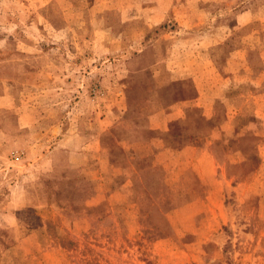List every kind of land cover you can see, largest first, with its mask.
Masks as SVG:
<instances>
[{
    "label": "rangeland",
    "instance_id": "374dc122",
    "mask_svg": "<svg viewBox=\"0 0 264 264\" xmlns=\"http://www.w3.org/2000/svg\"><path fill=\"white\" fill-rule=\"evenodd\" d=\"M204 55L264 90V0H0V264H264V112L165 120Z\"/></svg>",
    "mask_w": 264,
    "mask_h": 264
},
{
    "label": "crops",
    "instance_id": "0c3cea01",
    "mask_svg": "<svg viewBox=\"0 0 264 264\" xmlns=\"http://www.w3.org/2000/svg\"><path fill=\"white\" fill-rule=\"evenodd\" d=\"M199 60L202 62L192 68L194 71H177L181 70V67H178L176 71H173L176 73H181L179 77L180 79L177 80L180 82V84H182L181 82L188 80V82L191 84V89H183L184 85H182V95L180 91V97L170 105L174 112L168 113L165 117V120L183 121L185 123L189 119L191 124H194L195 118H188L189 111L191 113L192 110H201V103L203 102L205 104V102L208 100V110H210V114H207V108L206 113L203 111V114L206 116V118H211V121H213L212 117L214 116L215 112L218 111V107L220 108V111L224 112L223 122L214 125H212V123V126H210V135L214 137L220 139L222 137L243 135L249 128L261 125L262 121L260 120V114L261 112H264V90L258 89V87L252 85L256 89L254 94L252 92H249L248 94L242 93V91H238V88L242 86V81H240L241 74L239 72L225 73L223 75L228 76L232 74V77L227 79L228 81L225 80V82L218 81L216 76L222 72L211 71L212 63L209 61L211 59H207V57L204 55V57H200ZM199 66H202V70L205 71H200L201 69H199ZM191 72L194 73L196 80L193 79V75H190ZM195 82L197 83L198 87ZM202 95H204V97H202ZM247 106H250L249 109H246ZM247 110L250 111V117L247 121L241 123V118L245 116L244 112ZM152 122L154 121L151 119V123ZM152 127L160 128L162 130L166 129V126L161 125V123L159 125L155 124ZM141 144L143 146L146 144V142ZM192 148L198 150L196 145ZM205 151H208V153L211 154L210 149H205ZM237 153L241 154L239 151H237ZM207 176L210 175H200L199 177L201 179L198 180L202 182L206 178L209 179Z\"/></svg>",
    "mask_w": 264,
    "mask_h": 264
},
{
    "label": "trees",
    "instance_id": "16d2710c",
    "mask_svg": "<svg viewBox=\"0 0 264 264\" xmlns=\"http://www.w3.org/2000/svg\"><path fill=\"white\" fill-rule=\"evenodd\" d=\"M166 24H167V23H166ZM166 24H165V22H164V24L159 25L158 28H160V27H164ZM248 118H249V117H248ZM248 118H246V115H245L244 117H242V118H241V121H242L241 123H244L245 121H247Z\"/></svg>",
    "mask_w": 264,
    "mask_h": 264
}]
</instances>
